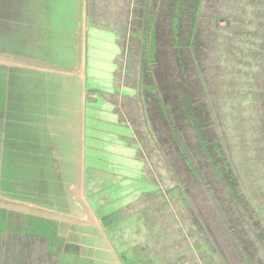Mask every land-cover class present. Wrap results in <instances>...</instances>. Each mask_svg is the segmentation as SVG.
Masks as SVG:
<instances>
[{"label":"rangeland","instance_id":"1","mask_svg":"<svg viewBox=\"0 0 264 264\" xmlns=\"http://www.w3.org/2000/svg\"><path fill=\"white\" fill-rule=\"evenodd\" d=\"M213 1L216 6L214 10L223 2H230L229 9L235 13L233 2L237 0ZM210 2L211 0H206L205 8L208 7L207 11L212 12L214 10L209 8ZM140 4V0H85L82 23H86V26L93 23L99 29L117 30L120 48L118 63L120 66L121 63L124 64V75L119 76V79L122 78L123 83L130 77L134 80L138 77L137 63L142 50L140 39L135 37V27L139 24ZM162 9L156 16L155 55L151 59L150 67L153 70L150 74L152 82L161 90V101L172 125L165 120L163 111L152 95L144 90H141V95L148 130L156 148H159L168 163V173L164 174L160 166L155 164L153 155L155 159L158 157L153 154L154 147L146 132L135 127L134 142L138 147V151H133L135 162L125 160L123 165H117L115 157H112V161L106 162V169L101 167V172L113 173L123 178L131 177L128 171L135 169V175L143 172L142 179L145 175L149 180L147 173L150 171L153 174L152 180L159 189L145 199L136 201L135 209L128 203L119 210L120 219L114 221L115 231L118 232L116 238L122 249L130 248L134 257L140 256L141 264H217L218 260L213 257L209 242L225 254L227 264H264V224L258 221L264 222V50H261V69L254 72L250 69V49L246 53L238 46V33L239 36L243 35L241 28L235 30V26H231L227 30L202 22L198 27V42H195L194 49L197 68L188 56L187 69L183 70L173 49L168 13L165 6ZM61 22L68 23L66 19H61ZM229 31L232 34L230 41L226 36ZM244 38L249 41L245 35ZM221 39H225L224 44ZM145 58L146 55H143V60ZM225 59L227 61L223 64ZM130 68H133L132 73ZM105 74H102V80H107L110 84L111 77ZM112 97L111 102H115V95ZM103 99L105 106L106 100ZM192 104L199 105L201 109L202 130L199 124L194 123L195 115H192L193 119L191 117ZM120 105H127L123 98L120 99ZM170 126L179 133L182 148L191 158L192 164H195L205 187L192 176L179 154ZM216 127L220 132H216ZM200 137L215 141L222 148L225 157L231 159L238 185L225 175L222 167L216 165L214 152L204 148ZM218 138L223 141L222 145L217 141ZM115 146L114 144L109 148H117ZM121 148L124 149V146L119 148L120 153ZM85 158L87 182L93 165L101 160V146L97 149V144L92 141L91 150ZM102 158L105 160V157ZM95 169L96 167L93 168ZM93 178V183L96 182L92 184L95 197L96 186L105 188L110 182L101 177ZM178 186L186 193L190 205L180 195ZM205 189L211 190L217 209L210 203ZM86 192L89 205L94 207L87 190ZM77 197L81 201L78 189ZM111 200H118V196ZM89 205L81 202L82 210L77 207V215L88 213ZM250 207L258 219L253 217ZM163 210H166L168 216L163 215ZM133 211L135 214L139 212L138 215L142 218L139 223L147 224V229L137 231L136 221L126 218ZM76 223L83 222L77 220ZM3 228H0V232L5 237L15 232ZM74 236L66 235V238L77 241V237L82 245L92 243L88 237L79 238L78 233ZM231 237L235 245L232 244ZM97 244L105 246L107 241L99 236ZM203 245L209 250H205ZM138 246L145 250L137 249ZM155 249L159 256L163 255L164 260L157 259V263L153 262ZM235 249H240L244 258L246 256V263H243V258ZM73 250V247L69 248L73 263L90 264L83 256L78 260Z\"/></svg>","mask_w":264,"mask_h":264},{"label":"crops","instance_id":"2","mask_svg":"<svg viewBox=\"0 0 264 264\" xmlns=\"http://www.w3.org/2000/svg\"><path fill=\"white\" fill-rule=\"evenodd\" d=\"M82 3L0 1V228L78 246L90 264H121L82 182L92 146ZM83 201L89 211L77 215ZM76 233L92 243L66 238Z\"/></svg>","mask_w":264,"mask_h":264},{"label":"flooded vegetation","instance_id":"3","mask_svg":"<svg viewBox=\"0 0 264 264\" xmlns=\"http://www.w3.org/2000/svg\"><path fill=\"white\" fill-rule=\"evenodd\" d=\"M140 1V17L139 24L135 27V37L139 38L141 41L142 56L138 59V77L136 80L130 77L125 83H123V79H119V76L122 77L124 75V64L121 63L120 66L118 63L120 48L117 30L99 29L94 27L93 23H88L86 31L87 72L90 82L89 91H91L88 94L91 99L89 102V123L92 132V141L97 144V149L101 146V160H97L93 165L92 170L88 175L85 189L88 191L94 206L92 207L90 205V209L94 210L95 216L104 229V234L112 245L121 264H141V259L139 255L134 257L132 249H122L119 239L116 238L118 232L115 231L116 226L114 221L120 219L118 212L128 203H131L135 209L136 201L152 195L159 189V187L152 180L153 174L150 171L147 173L150 177L149 180L145 175L142 179L143 172L135 175V169H129L128 173L131 177L121 178L115 176L113 173L106 172L105 174L101 172V167L106 169V162L109 160L112 161V157H115L114 162L117 165H123V161L125 160L135 162L133 151H138L137 143L134 142V139H136L135 127H138V129H142L146 132L150 144L154 147L153 154L158 157V159H155L153 155L155 164L160 166L161 171L164 174H166V172L168 173V170H166L168 169V163L159 148H156V144L148 130L147 122L144 117L141 95V90L152 95L156 103H158L159 109L163 111L165 120L169 125H172L161 101V90L158 89L159 86L152 82L150 74L153 70V67H150L152 63L151 59L152 57L154 58L155 55L154 34L157 29L156 16L163 11V9L161 10V7L165 6V11L168 13L173 49L178 56V61L183 70L187 69L186 62L188 56H190L192 63L197 68L196 53L194 49L195 42H198V27L202 22H209L215 27H224L227 30L231 26H235V30L241 28V33L243 35L239 36L238 33V39L240 38L238 40V46L243 52L246 51V53L247 50L250 49L249 56L252 59H250L252 62L250 69L254 72H259L261 69V50H264V35H262V32L264 31V0L234 1L233 5L236 7L235 13H232L229 9L230 2H223L214 10L216 7L215 2L211 0L209 8L214 10L211 12L207 11L208 7L205 8L206 0ZM238 20H240V22ZM110 29L112 28L110 27ZM244 35L247 39L249 38L250 42L245 41ZM226 36L229 37L230 41L232 37L230 31ZM221 42L224 44L225 39H221ZM143 55H146L144 60ZM226 61L227 59L223 60V64H225ZM108 66L110 69H107ZM130 69L132 73L133 68ZM197 71L198 69H196V72ZM103 73H106V76L111 77L109 80L110 84H108L107 80H102ZM112 95H115V102H111L113 98ZM103 98L106 100L105 106ZM122 98L124 99V103L126 102L127 104L126 107L125 105H120V99ZM115 107L116 110L114 111ZM192 115H195L194 117L196 121H194V123L199 124L201 126L200 129L202 130V112L199 105L192 104L191 117L193 119L194 117ZM215 129L216 132H220L219 128L216 127ZM170 132L179 150V154L182 155L192 176L197 179L203 187H205L202 177H200L199 172L196 170L195 164H192L191 158L182 148L179 133L172 126H170ZM199 139L204 148H209L214 152V159L217 160L215 162L216 165L222 167L225 175L229 179L232 178L234 184L238 185V179L236 178L235 172L232 170V161L225 157L224 153H222V148L217 146L216 142L210 139L204 140L202 137ZM217 141L222 145L223 141L220 138H218ZM120 143L124 145H120ZM114 144L117 148L110 149L109 147ZM121 146H124V149L121 148L122 151L120 153L119 148ZM102 157H105V160ZM95 167L96 169L93 170ZM92 173H94V176H92ZM93 177H101L102 180L110 182V184L106 186L103 185L104 183L101 184V186H105V188H100V185H97L95 197H93L92 184L94 185L96 182L93 183ZM178 190H180V195H182L185 201L190 205L184 190L182 191L179 186ZM204 191L207 194L210 203L215 209H217L218 206L211 190L205 189ZM243 193L245 196L244 191H242V194ZM116 195L118 196V200H111V198ZM245 203L247 204L246 199ZM247 206L249 205L247 204ZM249 210L253 217L258 219L257 214L251 209V207ZM142 211L148 213L146 210ZM138 213L139 212L135 214V211H133L131 215L126 216V218L133 219V222L136 221L135 229L137 231H142L147 229L148 225L139 223V220L142 218L139 217ZM162 213L165 217L166 215L168 216L166 210H163ZM258 221L264 224L263 221H260L259 219ZM228 236L230 237V232ZM231 241L232 244L235 245V241L232 237ZM208 245L212 250L214 259L218 260L216 261L217 264H227L226 260L228 259L225 254L219 251L212 242H209ZM203 246L205 250H209L206 245ZM73 248L75 249L73 250L74 254H76L77 259L79 260L82 257V254L79 252V247L73 246ZM137 249L145 250L144 247L140 246H138ZM235 250L243 258V263H246L247 259L246 256L244 258L241 254L242 251H240V249ZM154 251L156 256L155 261L153 262L157 263V259L164 260L163 255L159 256L156 249ZM0 264L78 263H73L69 247L66 246L63 249L59 241L56 244H53L48 238L31 233L19 234L14 232L5 237L2 235V232H0Z\"/></svg>","mask_w":264,"mask_h":264},{"label":"water","instance_id":"4","mask_svg":"<svg viewBox=\"0 0 264 264\" xmlns=\"http://www.w3.org/2000/svg\"><path fill=\"white\" fill-rule=\"evenodd\" d=\"M1 1V0H0ZM8 5V4H7ZM84 9H85V0H84V3H82L81 4V11L79 12V18H80V21H81V23H82V21H83V19H84ZM83 11V12H82ZM86 166V164H83V168ZM84 174H85V169H83V180H82V182L84 183ZM78 191H79V193L82 195V196H84V197H86V195H85V190H84V185H83V187L81 186H79L78 188ZM77 207L78 208H80L81 207V205L77 202ZM8 213V212H7ZM85 218V217H84ZM27 219H29V217L27 218ZM40 227V226H39ZM42 227H45V226H42ZM41 228V227H40ZM39 229V228H38ZM38 229H35V228H32V229H29V230H31V231H35V230H38ZM55 231V230H54Z\"/></svg>","mask_w":264,"mask_h":264}]
</instances>
